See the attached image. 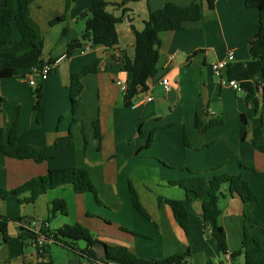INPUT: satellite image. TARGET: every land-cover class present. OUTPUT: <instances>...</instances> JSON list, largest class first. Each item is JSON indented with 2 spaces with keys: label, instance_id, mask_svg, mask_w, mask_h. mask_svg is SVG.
Segmentation results:
<instances>
[{
  "label": "crops",
  "instance_id": "1",
  "mask_svg": "<svg viewBox=\"0 0 264 264\" xmlns=\"http://www.w3.org/2000/svg\"><path fill=\"white\" fill-rule=\"evenodd\" d=\"M190 2L107 0L106 11L118 19L115 26L118 44L106 49L86 42L68 58L65 56L67 44L80 39L85 28L80 16L87 12L90 2L35 0L29 6V23L39 37L41 61H60L45 82L37 80V86L42 85V102L36 110L35 87L29 86L28 79L40 65L19 70L16 78H0V133H8L18 110L20 144L50 147L58 137L71 131L72 145L57 158L39 164L8 158L0 152V189H15L34 177L44 176L49 169L78 167L90 174L99 204L92 194H76L70 185L47 191L33 204L18 201L28 194L18 200L0 199V217L9 219L6 243L0 233V264L20 261L80 264L75 254L59 246H51L50 254L46 255L49 259L40 260L33 246L18 238L21 227L18 220L46 222L50 204L55 200L64 202L65 214L56 213L47 224L49 229L80 224L104 245L124 247L147 261L189 250V261L198 258L200 264H243L242 255L229 257L240 251L243 236L244 207L237 196L225 193L219 201V224L226 233L227 256L217 252L215 240H208L203 230L201 201L193 199L187 206L186 237L169 207L159 206L158 199L184 200L185 191L169 183L191 174L208 178L239 174L258 199L256 206L246 209L251 215L249 224H264V153L257 152L252 145V142H264V78H254L261 83L255 106L245 102L244 94L222 85L210 69L213 62L225 58L229 51L234 52L235 62L249 59L248 42L258 29L257 10L246 8L243 0H215L211 10L206 0H201L200 20L184 22L181 30L159 34L156 72L147 81L148 89L144 92L151 100L141 101L144 96L141 93L135 108L126 107L116 84L131 81L124 62L133 60L134 31H142L149 14L166 3L187 6ZM2 3L0 0V6ZM63 15L64 21L49 25ZM94 63H97V72L82 80L81 103L73 117L70 76ZM162 78L168 79V92L159 84ZM242 115L247 120L244 141L239 138ZM197 118L203 126L210 120H220L221 124L201 131ZM96 119L100 142L95 139L92 127ZM151 134L152 140L145 147ZM129 184L147 218L134 209ZM94 251L102 258V249Z\"/></svg>",
  "mask_w": 264,
  "mask_h": 264
},
{
  "label": "trees",
  "instance_id": "2",
  "mask_svg": "<svg viewBox=\"0 0 264 264\" xmlns=\"http://www.w3.org/2000/svg\"><path fill=\"white\" fill-rule=\"evenodd\" d=\"M35 0H3L0 6V78H16L19 70L31 69L41 65V46L35 28L29 23V6ZM90 2L87 12L80 18L85 19V28L80 39L70 41L67 44L66 57L81 50L86 42L93 46L112 49L118 44L115 26L118 23L113 15L106 11L107 0H72L73 3ZM215 0H206L209 9L214 8ZM244 6L249 9H256L258 12V29L253 38L248 42L249 59L245 62H234L227 66L224 71L228 80H236L244 90L246 103L257 105L255 95L261 88V83L254 80L260 76L264 78V0H243ZM202 17L201 0H191L187 6H178L173 3H166L161 9L149 14L144 22L142 31L135 32V52L132 61H125V70L131 75L128 90L123 94V102L126 107L138 98V95L147 91V81L156 72L158 62V48L160 46L159 34L163 32L177 31L182 29L184 22H195ZM65 17L60 16L49 22L52 26L64 21ZM18 38H17V37ZM48 63H53L49 61ZM97 72V63L84 68L79 74L70 76L69 100L70 113L74 117L80 107L81 94L83 91L82 80L88 74ZM264 94V88H262ZM35 98L34 108L39 109L42 102V85L36 86L33 90ZM73 118V122H74ZM196 124L201 131L219 126L220 120H210L202 125L198 118ZM19 125V111L17 110L10 130L5 135L0 133V152L8 158L17 160H32L39 164L52 160L62 155L72 145L71 131L64 137H58L50 147H35L20 144L17 141V128ZM95 139L100 142L99 123L96 119L92 123ZM247 120L242 115L240 118L239 138L244 141L246 138ZM152 134L148 138L145 147H148ZM186 143V138H185ZM253 148L264 153V142L258 144L252 142ZM85 149V148H83ZM242 168L245 169L244 166ZM189 173V169H185ZM172 186L179 187L186 193V198L181 201L158 199V205H167L176 223L179 225L186 237H188L187 206L193 199L201 201L203 230L207 236L214 238L217 252L220 255H228L227 237L224 229L219 224L221 210L219 201L225 197L237 196L244 207L243 212V236L241 249L231 253L229 257L234 259L243 256V264H264V224H249L251 215L246 212L247 207L256 206L258 199L249 183L241 175H220L205 177L191 174L182 180L172 181ZM70 185L76 194L90 193L97 204V193L91 176L86 169L73 167L63 169H49L44 176L30 179L21 186L11 189H0L1 200H18L21 195L28 194L27 198L18 200L20 203L33 204L38 196L49 190ZM129 194L134 209L144 217H148L143 210L139 199L129 184ZM49 218L41 222L40 234L45 238V243L36 249L37 258L46 260L50 254L51 246H59L68 253L76 255L82 261L90 259L100 262H113L116 264H189L190 251L177 253L161 260H142L131 254L121 246L109 247L100 243L95 236L80 224L63 225L58 229H49L47 224L56 213L65 214V206L62 200H55L49 207ZM8 218L0 217V233L2 241L7 242ZM20 223H29L31 220H18ZM18 238L21 242L30 244L36 236L27 229L20 227ZM79 242L85 247L80 249ZM102 249V258H98L94 249ZM37 264H43L38 261Z\"/></svg>",
  "mask_w": 264,
  "mask_h": 264
},
{
  "label": "built area",
  "instance_id": "3",
  "mask_svg": "<svg viewBox=\"0 0 264 264\" xmlns=\"http://www.w3.org/2000/svg\"><path fill=\"white\" fill-rule=\"evenodd\" d=\"M60 61V60H58ZM58 61L51 63L44 62L42 63L39 67L33 69V75L28 79V84L31 87H36L37 86V80H40L41 82H45L47 77L49 76L50 72L55 68L56 64ZM235 62V56L233 51H229L225 58L218 60L216 62H213L210 65L211 72L213 73L214 76L220 79L221 84L228 86L231 88L233 91L239 94H244V90L242 89L240 83L236 80H228L224 79L222 80L223 73L227 66L231 63ZM116 84L119 86L121 92L124 94L128 88L129 84L122 82V81H117ZM160 86L162 87L164 92H168L170 90V85L168 82L167 78H162L160 81ZM264 84V82H263ZM149 101L151 100L150 95L147 93H144L143 98H141V101ZM140 102L139 99L137 98L132 104L131 107L135 108L137 106V103ZM21 227L27 229L31 233H33L36 236V239L31 243L33 246L35 253L36 249L40 248L43 243H45V238L43 235L40 234V227H41V222L38 221H31L29 223H21ZM17 264H24L23 262H18ZM80 264H116L110 261L107 262H100V261H93L90 259H83Z\"/></svg>",
  "mask_w": 264,
  "mask_h": 264
},
{
  "label": "rangeland",
  "instance_id": "4",
  "mask_svg": "<svg viewBox=\"0 0 264 264\" xmlns=\"http://www.w3.org/2000/svg\"><path fill=\"white\" fill-rule=\"evenodd\" d=\"M82 25H83V27H85V19H82ZM96 205V204H95ZM96 207H97V211H99L100 210V208H98L99 206L98 205H96ZM106 223H107V221H105ZM214 240V239H212L210 236H208V240ZM100 243H102V244H104L103 242H101V241H99ZM79 245H80V247L82 246L83 248L85 247V244L83 243V242H79ZM215 253H216V250H215ZM190 264H200V260L198 259V258H195V259H193V260H191L190 259Z\"/></svg>",
  "mask_w": 264,
  "mask_h": 264
},
{
  "label": "water",
  "instance_id": "5",
  "mask_svg": "<svg viewBox=\"0 0 264 264\" xmlns=\"http://www.w3.org/2000/svg\"><path fill=\"white\" fill-rule=\"evenodd\" d=\"M48 255V254H47Z\"/></svg>",
  "mask_w": 264,
  "mask_h": 264
}]
</instances>
